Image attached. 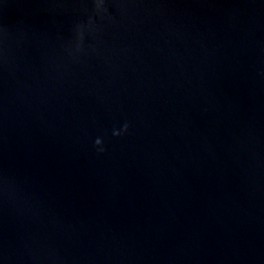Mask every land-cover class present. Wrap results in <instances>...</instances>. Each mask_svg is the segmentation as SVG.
Segmentation results:
<instances>
[{
    "label": "water",
    "instance_id": "water-1",
    "mask_svg": "<svg viewBox=\"0 0 264 264\" xmlns=\"http://www.w3.org/2000/svg\"><path fill=\"white\" fill-rule=\"evenodd\" d=\"M0 264H264V0H0Z\"/></svg>",
    "mask_w": 264,
    "mask_h": 264
},
{
    "label": "clouds",
    "instance_id": "clouds-1",
    "mask_svg": "<svg viewBox=\"0 0 264 264\" xmlns=\"http://www.w3.org/2000/svg\"><path fill=\"white\" fill-rule=\"evenodd\" d=\"M127 128H128V125L125 124V125L123 126V130L126 131ZM119 134H120L119 132H114V135H119ZM100 143H101V140L98 138V139L96 140V144H100Z\"/></svg>",
    "mask_w": 264,
    "mask_h": 264
}]
</instances>
